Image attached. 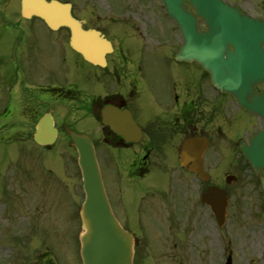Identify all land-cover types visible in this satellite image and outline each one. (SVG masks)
<instances>
[{
  "label": "flooded vegetation",
  "instance_id": "flooded-vegetation-1",
  "mask_svg": "<svg viewBox=\"0 0 264 264\" xmlns=\"http://www.w3.org/2000/svg\"><path fill=\"white\" fill-rule=\"evenodd\" d=\"M58 1L70 6V14L84 29L103 34L112 51L103 66L93 65L70 46L67 27L52 29L40 17L23 16L21 0H0V136L6 137V145L48 153L70 148L69 131L89 136L114 214L134 237L133 264L155 263L152 234L145 236L143 230L162 227L167 263L186 264L187 241L175 230L184 225L186 235L193 224L194 234H211L208 243L201 237L192 247L198 250L195 255L201 264H224L229 254L232 264H264V224L258 228L260 252L219 254L216 224L211 219L203 223L199 215L204 208L203 184L181 166L183 144L191 138L208 140L203 163L213 180L210 166L215 151L235 143L231 141L235 136L248 140L252 133L244 120L232 114L233 98L213 87L202 65L175 59L182 44L180 29L166 14L155 13L162 2ZM223 1L264 19V2L255 4V9L252 0ZM197 27L207 29L201 19ZM147 34L157 43L159 36L162 44L138 46L135 40ZM76 71L92 79L87 91L76 85ZM257 89L264 91V84ZM239 111L250 116L237 107ZM42 121L47 122L40 145L34 136ZM236 168L241 170V165ZM192 213L197 216H186ZM36 215L26 211L28 227L20 231V239L29 248L18 264H82L77 211L70 207L63 218L71 241L67 260L56 247L51 249L58 256L49 248L42 252V244L32 242L38 228L29 227Z\"/></svg>",
  "mask_w": 264,
  "mask_h": 264
},
{
  "label": "water",
  "instance_id": "water-1",
  "mask_svg": "<svg viewBox=\"0 0 264 264\" xmlns=\"http://www.w3.org/2000/svg\"><path fill=\"white\" fill-rule=\"evenodd\" d=\"M166 12L178 21L185 37L183 53L201 61L210 72L214 84L230 93L242 107L264 116V95L255 85L264 81V21L240 15L219 0H162ZM190 1V3H185ZM182 5H186L184 11ZM24 15H42L50 25L66 24L72 30V45L93 63L103 59L107 44L94 33L83 32L68 17L65 8L43 0H23ZM203 18L209 30L197 34L195 21ZM231 45L233 50L228 49ZM182 51L177 58L185 57ZM78 152L86 191L82 210L84 232L81 235V256L84 264H131L132 239L116 222L110 210L88 138L71 135ZM240 150L256 173L264 167V131L255 135ZM188 158L196 160L198 151L188 149ZM190 167V166H189ZM203 176L199 164L191 166ZM230 177L227 178V182ZM264 189V178H261ZM215 214L219 225L225 220V191L209 188L202 196Z\"/></svg>",
  "mask_w": 264,
  "mask_h": 264
},
{
  "label": "rangeland",
  "instance_id": "rangeland-1",
  "mask_svg": "<svg viewBox=\"0 0 264 264\" xmlns=\"http://www.w3.org/2000/svg\"><path fill=\"white\" fill-rule=\"evenodd\" d=\"M261 2L264 0L251 1L255 9L257 8L255 4ZM151 36V34H147L145 39L137 38L135 42L138 46H158L157 41L153 40ZM160 43L162 44V42ZM75 83L80 89L87 91L92 79L76 71ZM231 112L236 118L244 120L248 124L250 132L254 126V117L243 111ZM81 124L82 122L78 124L79 129H82ZM260 124L261 122L256 119L255 128ZM233 139L236 140V138ZM13 148L15 147L6 145V137L0 136V264H6L11 260L19 263L22 257L19 255L23 249L29 248V245H26L25 248L20 242L23 239L18 238L20 231L26 227L24 223L27 218V210L37 214L35 224L29 227L32 230L38 228V233L32 237L33 243L42 244L43 242L46 247L54 246L61 253L67 249L66 247L71 245V241L68 229L64 227L63 218L64 214L78 200V195L76 198L75 193L79 194V171L76 155L73 167L65 166V157L67 159L72 157V150L63 151L59 147L57 152L41 154L39 150L33 149L32 151L30 147ZM233 150V147L227 150L219 149V156H217L220 174L218 182L226 189L230 198L226 224L218 233V253L221 254L228 244L238 255L246 252L251 254L259 249L256 243L250 245V240L257 242L259 236L256 233V225L264 223V212L262 213L263 208L258 197L257 183L251 172L243 168L238 173L230 166L232 162H235ZM235 154H238L236 150ZM39 157H42L41 160ZM72 173L74 176L76 174L73 178ZM223 173L224 175H234L237 179L226 184L224 177L222 178ZM261 174L264 175V170L261 171ZM203 212L206 216L207 212ZM163 213L169 216L168 212L164 211ZM193 217L195 216L192 214ZM203 218V222H205V217ZM162 230L163 232L160 233ZM162 230L159 229L157 232L164 235V241L166 239L165 228L162 227ZM184 231V225H179V228L175 230L180 239L183 235L187 240L188 230L186 229V235ZM148 232L154 234V231L148 230ZM201 237L207 242L211 234L204 233L199 236L196 233H190L188 244H192V247L194 244H199ZM157 239L160 244H157ZM157 239L153 237L155 243L153 251L156 254V261L153 264H168L164 256L163 242L158 237ZM202 247L204 246L202 245ZM196 248L199 247L196 246ZM187 250L186 264H200V258L194 255L190 245ZM69 251H67L68 254H65L64 251L66 260L71 256ZM15 255L16 258H14ZM55 255L58 256L59 253L55 251Z\"/></svg>",
  "mask_w": 264,
  "mask_h": 264
}]
</instances>
